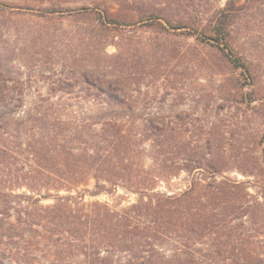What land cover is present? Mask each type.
Listing matches in <instances>:
<instances>
[{
    "label": "rangeland",
    "instance_id": "1",
    "mask_svg": "<svg viewBox=\"0 0 264 264\" xmlns=\"http://www.w3.org/2000/svg\"><path fill=\"white\" fill-rule=\"evenodd\" d=\"M228 1L236 4L228 43L250 80L201 39L212 36L211 17ZM1 5L8 6L0 8L2 190L26 193L35 179L45 183L32 177L39 170L82 169L87 152L111 151L88 139L117 134L132 142V169L161 172L160 193L181 194L195 181L245 183L250 205L260 202L264 262V0ZM93 185L90 179L85 203L120 211L139 198L121 188L90 196Z\"/></svg>",
    "mask_w": 264,
    "mask_h": 264
},
{
    "label": "trees",
    "instance_id": "2",
    "mask_svg": "<svg viewBox=\"0 0 264 264\" xmlns=\"http://www.w3.org/2000/svg\"><path fill=\"white\" fill-rule=\"evenodd\" d=\"M234 10L233 1L218 9L210 20L212 36L201 39L250 80L249 66L228 43ZM86 144L111 151L87 152L90 164L82 169L39 170L32 177L45 183L35 179L26 193L0 188V264H260V202L250 205L245 183L216 181L213 171L212 182L195 181L181 194L166 195L155 191L161 172L132 169L130 139L115 134ZM90 179V196L121 188L139 198L120 211L85 203ZM46 200L52 204L42 205Z\"/></svg>",
    "mask_w": 264,
    "mask_h": 264
}]
</instances>
